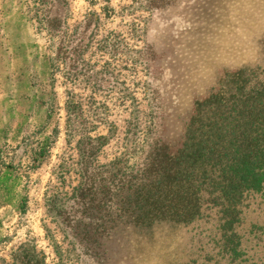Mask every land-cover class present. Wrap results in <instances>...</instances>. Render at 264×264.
<instances>
[{
    "label": "rangeland",
    "instance_id": "rangeland-1",
    "mask_svg": "<svg viewBox=\"0 0 264 264\" xmlns=\"http://www.w3.org/2000/svg\"><path fill=\"white\" fill-rule=\"evenodd\" d=\"M263 43L264 0H0V264L27 240L50 264H97L65 233L82 162L147 137L174 152L195 102ZM191 228L127 229L100 263L189 264Z\"/></svg>",
    "mask_w": 264,
    "mask_h": 264
},
{
    "label": "trees",
    "instance_id": "trees-1",
    "mask_svg": "<svg viewBox=\"0 0 264 264\" xmlns=\"http://www.w3.org/2000/svg\"><path fill=\"white\" fill-rule=\"evenodd\" d=\"M82 165L65 207V233L82 256L101 264L114 235L130 229L143 237L172 226L196 231L189 264H264V59L227 73L195 102L174 152L147 137L106 165ZM2 192H11L4 181ZM14 206L25 212L27 197ZM3 231L0 221V254L8 243ZM8 259L2 262L50 264L32 240Z\"/></svg>",
    "mask_w": 264,
    "mask_h": 264
}]
</instances>
